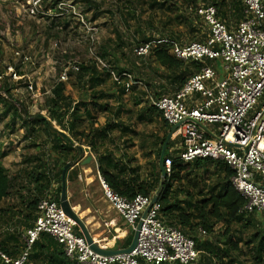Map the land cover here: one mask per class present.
<instances>
[{"label": "rangeland", "instance_id": "1", "mask_svg": "<svg viewBox=\"0 0 264 264\" xmlns=\"http://www.w3.org/2000/svg\"><path fill=\"white\" fill-rule=\"evenodd\" d=\"M221 1L227 8L226 18L221 21L227 26H236L242 19L235 18L231 4L237 0H40L34 15L30 13L33 0H0V86L4 82L10 85L13 99L20 101L29 115L46 117V102L61 73H71V77L64 81L65 95L76 104L86 92L78 83L72 67L80 64L89 66L99 59L108 68L109 64L113 66L116 62L119 69L131 72V85H135V89L121 95L111 80L99 87V91L108 97L99 103H107L111 112L97 108L92 111L96 120L94 128L120 122L127 131H114L109 140L98 145L97 152H109L124 162L130 161L131 167H138L140 180L150 183L155 179L157 138L164 135L165 129L162 123L148 122L140 119L139 115L151 105L150 100L155 99L153 94L160 92V87L167 89V95L171 94L166 80L170 72L161 68L149 54L137 57L135 42L144 34L152 39L150 46L165 44L173 38L179 41H173L177 45L196 43L192 38V26L200 31L198 38L209 35L204 21L196 16L197 10ZM240 1L243 5V0ZM54 19L55 23L51 25ZM185 19L191 22L190 27ZM58 22L61 24L58 25ZM102 50L108 52L106 61L109 64L99 58ZM15 52L28 57L29 61L22 64L15 58ZM218 64L220 71L221 63ZM10 68L20 74L13 78ZM29 84L32 85V93L23 86ZM0 95L4 96L2 92ZM52 125L56 127L55 123ZM20 126L19 121L12 126L9 117L2 118L0 115V152L7 153L2 164L13 185L10 196L0 203V211H6L0 222V240L6 234L14 233L21 244L28 228L19 224L17 214L27 213L20 197L25 199L32 193L26 176L38 165L36 159H43L42 153H47L48 141L43 133L29 140ZM90 128L86 120L80 131L87 134ZM79 138L81 144L87 145L82 136ZM171 138V151H174L178 143L177 139ZM74 145L77 146L76 143ZM81 147V159L67 174L69 203L92 238L99 245L113 249L121 245L132 229L119 218L103 196L94 152L86 146ZM88 157H91V162L84 164ZM53 160V156L48 154L44 159L51 167ZM204 178L200 177L199 181L202 179L204 182ZM202 183L198 188L202 187ZM205 183L209 185L211 181ZM255 219L258 222L256 230L264 232V217L256 216ZM221 228L222 223H218L211 236L202 235L201 230L194 236L199 240L222 243ZM256 230L232 228L235 237L242 239V243L238 244L240 251L247 250L243 244Z\"/></svg>", "mask_w": 264, "mask_h": 264}, {"label": "built area", "instance_id": "2", "mask_svg": "<svg viewBox=\"0 0 264 264\" xmlns=\"http://www.w3.org/2000/svg\"><path fill=\"white\" fill-rule=\"evenodd\" d=\"M39 1L33 0L32 15ZM196 14L209 29L207 40L173 44L169 52L180 62L201 64L199 72L178 91L150 103L168 127L178 126L172 137L177 139L181 162H221L233 173L231 185L245 201L242 211L264 214V0H243V19L234 27L221 22L212 6L200 8ZM150 44L136 48V56L147 55ZM14 56L22 64L29 61L19 52ZM96 66L106 68L99 59ZM72 71L77 72V66ZM66 80L65 71L59 81ZM131 80L127 73L118 76L111 72V81L124 93L130 92ZM27 89L32 93L31 84ZM162 165L169 174L171 160L165 159ZM99 182L105 200L133 231L151 197L137 195L128 200L113 193L100 177ZM75 227L59 204L41 199L35 222L22 236L20 254L10 258L0 251V264H28L30 251L42 234L52 237L65 257L76 264H194L198 259L193 240L165 223L158 202L142 220L137 245L130 254L100 256L75 234Z\"/></svg>", "mask_w": 264, "mask_h": 264}, {"label": "trees", "instance_id": "3", "mask_svg": "<svg viewBox=\"0 0 264 264\" xmlns=\"http://www.w3.org/2000/svg\"><path fill=\"white\" fill-rule=\"evenodd\" d=\"M174 2H179V0H174ZM212 7L217 10V18L220 21L226 18L227 8L224 1L215 3ZM231 9L236 19H243V5L240 0L234 1L231 4ZM196 16L199 17L197 14ZM185 21L190 27L191 22L187 19ZM221 22L225 23L224 21ZM54 23L55 19L51 25ZM60 24L58 22V25ZM191 33L196 43H204L208 38L206 35L198 38L200 31L193 26ZM151 41V38H146L142 34L140 39L135 42V47L138 48L141 45L151 43ZM173 41L179 42L173 38L165 44L150 46L148 52L149 56L161 68L170 72L166 80L171 89V94L178 91L192 75L199 72L202 66L194 62L183 63L173 58L169 52ZM107 53L102 50L99 58L109 64L110 62L106 61V58L109 57ZM77 68L78 71L74 72L76 79L86 94L75 104L65 95L64 82L58 81L46 102V117L29 115L26 107L20 101L13 99L10 85L4 82L0 86V92L4 95H0L1 117H9L12 126L16 121H19L20 128L26 132L29 140L43 133L48 141H46L47 153H42L43 159H36L38 165L27 173L28 186L32 187V193L25 199L20 197L27 213L20 212L17 214L20 218L19 224L28 229L32 227L36 219L37 204L43 198L49 196L59 204L62 170L67 163L75 161L78 157V150L74 147V143H76L77 146H86L89 151L94 152L98 176L113 193L120 197L128 200H132L137 195L152 197L160 183H163V188L158 197L160 216L167 225L180 230L184 236L193 240L198 252V259L194 264H245L246 262L264 264V232L256 230L258 222L255 219L256 216L264 217V214H246L242 211L245 201L231 185L232 171L221 162L212 160H199L192 163L181 162L178 157L179 151L177 149L171 151L173 142L168 141L165 144L170 127L162 121L161 115L155 107L149 105L139 115L140 119L148 120V122L162 123V127L165 129L164 135L157 138V164L153 181L150 183L141 181L138 167H131L130 161L124 162L109 152L103 154L97 152L98 145L109 140L114 131H127V128L123 127L120 122L106 123L101 128H94L96 120L92 111L97 108L111 112L107 103H99L108 97L98 88L111 80V72L118 76L122 73L131 75V72L119 69L116 62L113 63V66L109 64L108 68L101 70L97 68L96 62L89 66L80 64L77 65ZM67 77H71V73H68ZM113 84L118 87L115 83ZM23 86L27 87V85ZM118 89L119 94H125L122 88L118 87ZM134 89L135 85L131 86L130 92ZM160 90V92L153 94L156 99L167 96L168 91L165 87H160ZM86 120L91 127L87 134L80 131ZM52 123H55L56 127L54 128L59 129L65 136L54 131ZM81 136L87 141V145L80 143L79 137ZM47 154L54 158L52 167L51 164L44 161ZM6 156L7 153L0 152V203L10 196L13 187L7 169L2 164V160ZM165 159L171 160L169 174H166L164 169L160 167V162L163 163ZM162 173L164 174L163 179ZM200 177L204 178V182L202 179L199 181ZM208 180L211 181L209 185L205 183ZM200 183L203 185L198 188ZM5 215L6 211H0V222ZM218 223H222V243L212 240H199L194 236L198 230L211 236L214 226ZM233 227L241 228L244 231L256 230L243 244L247 249L246 251L238 249V244L242 243V239L235 237L232 231ZM74 232L77 236L81 235L77 227H75ZM132 236L133 231L129 230L121 245L114 248L128 247ZM18 239L19 237L14 233L6 234L0 240V251L10 258H16L20 254L19 248L22 249V243L20 244ZM28 264L76 263L65 257L62 247L52 237L42 234L30 251Z\"/></svg>", "mask_w": 264, "mask_h": 264}, {"label": "water", "instance_id": "4", "mask_svg": "<svg viewBox=\"0 0 264 264\" xmlns=\"http://www.w3.org/2000/svg\"><path fill=\"white\" fill-rule=\"evenodd\" d=\"M177 127L178 126H174V127L170 128V131L166 137L165 144L172 137V135H173L174 131L177 129ZM52 129L54 131L58 132L60 135L65 136L60 130L55 129L54 127H52ZM74 147H76L78 150V157L75 159V161L67 163L64 166V168L62 170V174H61V191H60V196H59V207H60V209L62 210L63 214L75 224V226L78 228L81 236L84 238L86 244L88 245L90 250L93 251L94 253H96L100 256H105V257L122 255V254H130L135 249V247L137 245L139 231H140V228L142 225V220L145 218L150 207L154 203L158 202V197H159L160 192L163 188V183H160L157 191L151 197V201H150L149 206L145 209L144 213L142 214L141 220L138 222L135 229L133 230V236H132V240H131L130 245L126 248H123V249L105 248V247L99 245V243L92 238V236H91L89 230L87 229L85 223L82 221V219H80V217L77 215V213L74 211V209L71 207V205L69 203L68 194H67V181H66L67 173L71 168L74 167L75 164H77L79 158L83 155L82 147H80V146H74ZM91 160H92L91 157H88L84 161V164H89L91 162ZM162 166H163L162 162H160L161 169H163ZM163 178H164V174L162 173V179Z\"/></svg>", "mask_w": 264, "mask_h": 264}, {"label": "crops", "instance_id": "5", "mask_svg": "<svg viewBox=\"0 0 264 264\" xmlns=\"http://www.w3.org/2000/svg\"><path fill=\"white\" fill-rule=\"evenodd\" d=\"M108 249L110 248V247H107ZM113 249H115V248H113Z\"/></svg>", "mask_w": 264, "mask_h": 264}]
</instances>
